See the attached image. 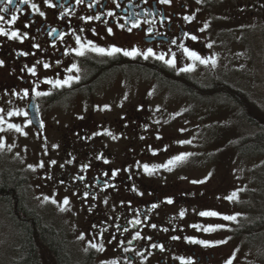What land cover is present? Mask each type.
<instances>
[{
	"label": "flooded vegetation",
	"instance_id": "1",
	"mask_svg": "<svg viewBox=\"0 0 264 264\" xmlns=\"http://www.w3.org/2000/svg\"><path fill=\"white\" fill-rule=\"evenodd\" d=\"M217 9H224L223 16ZM224 16L230 22L249 17L264 22V0H0V111L18 107L22 126L45 135L49 109L77 96L69 88L80 87L86 96L112 85L106 76L120 78L118 85L127 88L128 71L151 73L160 91L164 86L174 90L179 81L182 87L176 86L191 95H223L221 81L194 86L188 79L163 80L162 75L188 74L197 59L207 58L215 40L213 26ZM74 65L86 74L65 79V70ZM140 83L138 78L134 86ZM238 98L234 93L231 103H239ZM31 103L37 126L31 122ZM67 133L62 136L66 167L45 164L43 170L65 198L92 218L93 233L103 238L111 264H222L224 245L235 238L210 241L183 221L185 209L203 206L207 199L182 181L160 185L144 179L140 171L144 174L147 167L139 171L140 161L122 151L110 154L100 145L105 129L93 132L81 121ZM50 134L52 130L46 140ZM113 160L118 163L106 164ZM236 193L241 205L242 192ZM249 201L244 205L257 212L256 200ZM231 251L237 252V246Z\"/></svg>",
	"mask_w": 264,
	"mask_h": 264
},
{
	"label": "rangeland",
	"instance_id": "2",
	"mask_svg": "<svg viewBox=\"0 0 264 264\" xmlns=\"http://www.w3.org/2000/svg\"><path fill=\"white\" fill-rule=\"evenodd\" d=\"M217 11L223 16L224 9ZM213 31L215 40L207 58L197 59L194 70L188 74L177 72L178 77L172 72L162 76L163 80L182 77L194 86L221 81L225 86L223 95L210 98L206 91L191 95L180 88L179 81L172 85L174 90L164 86L160 91L151 73L149 77L148 72L144 75L142 71H128L124 75L129 82L127 88L120 87L121 79L115 76L104 77L113 83L108 88H97V92L92 89L86 96L80 87L69 88L77 96L49 109L52 113L44 118L45 135L36 136L22 126L18 107L15 110L7 105L17 113L0 111V177L11 175L18 179L25 209L41 225L62 234L70 264H111L105 257L103 238L93 233L92 218L65 198L63 190L44 172L45 164L50 169L66 167L62 136L67 137V131L81 121H86L93 132L105 129L100 145H106L108 153H127L140 161L136 163L139 171L146 166L144 174L140 171L147 177L144 179L160 185L182 181L192 187L191 192L208 200L203 206L185 209L183 221L192 232L208 234L210 241L225 243L228 236L235 238L231 240L233 244L224 245L227 257L222 264H264V234H241L246 226L264 218L258 212L250 214L246 210L249 206L244 205H250L249 198L259 199L262 202L255 205L264 208V154L241 150L248 137L255 135L258 128L264 129V22L250 17L230 22L225 17L213 26ZM78 74L84 76L86 71L74 65L67 67L64 75L73 80ZM138 78L141 83L134 86ZM227 91L231 94L227 95ZM234 93L239 103H231ZM48 130L54 134L46 140ZM116 163L113 160L106 164ZM213 179L218 183L209 188L206 184ZM237 191L242 192L241 205ZM233 245L237 252L231 251ZM20 247V229L6 203L0 200V264L16 261Z\"/></svg>",
	"mask_w": 264,
	"mask_h": 264
},
{
	"label": "trees",
	"instance_id": "3",
	"mask_svg": "<svg viewBox=\"0 0 264 264\" xmlns=\"http://www.w3.org/2000/svg\"><path fill=\"white\" fill-rule=\"evenodd\" d=\"M229 93L231 94L227 91V95ZM242 149L253 150V152L257 150L264 154V129L258 128L255 135L248 137ZM0 200L6 203L14 224L20 229L21 247L17 251L16 261L10 264H70L62 234L59 231L56 233L47 225H41L35 215L25 209L22 188L16 177L11 175L0 177ZM256 202L262 201L256 199ZM262 207L257 206L259 216L264 214ZM248 211L252 213L251 207ZM241 234L244 237L251 235L257 237L264 234V218L260 217L246 226Z\"/></svg>",
	"mask_w": 264,
	"mask_h": 264
},
{
	"label": "water",
	"instance_id": "4",
	"mask_svg": "<svg viewBox=\"0 0 264 264\" xmlns=\"http://www.w3.org/2000/svg\"><path fill=\"white\" fill-rule=\"evenodd\" d=\"M29 110H30L31 120L36 125L37 113H36L35 106L33 103H31Z\"/></svg>",
	"mask_w": 264,
	"mask_h": 264
}]
</instances>
